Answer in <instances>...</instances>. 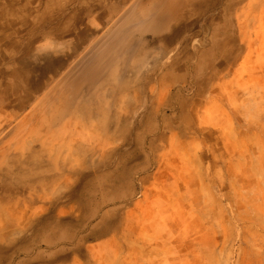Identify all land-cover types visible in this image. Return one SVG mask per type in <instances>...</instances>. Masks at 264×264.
Here are the masks:
<instances>
[{
  "label": "rangeland",
  "instance_id": "rangeland-1",
  "mask_svg": "<svg viewBox=\"0 0 264 264\" xmlns=\"http://www.w3.org/2000/svg\"><path fill=\"white\" fill-rule=\"evenodd\" d=\"M81 1L51 25L73 37L29 6L0 24V163L57 176L0 204V264H264V0H207L176 37L150 0L78 24Z\"/></svg>",
  "mask_w": 264,
  "mask_h": 264
},
{
  "label": "bare ground",
  "instance_id": "bare-ground-1",
  "mask_svg": "<svg viewBox=\"0 0 264 264\" xmlns=\"http://www.w3.org/2000/svg\"><path fill=\"white\" fill-rule=\"evenodd\" d=\"M206 1L207 0H150V13L147 14L148 29L159 33L171 29V37L179 36L182 31L184 32L188 29L192 16L205 5ZM35 2L36 8H38V28L43 29L45 26L49 28V26L54 24V19L58 11L56 5H59L61 0H35ZM103 3L93 0H82L80 7L82 6L85 8H82L81 13L77 15V23L80 24L84 20L83 15L87 16L93 11L95 14H99V16L102 15L103 21H110L117 12L118 6L115 3L110 4L109 1H103ZM74 14L75 13H72L71 16L74 17ZM11 21L14 22L13 20ZM49 31L55 38L73 37L77 34L75 32H70V34L65 36L62 34L61 29L52 26ZM29 34H32V32L30 31ZM33 59H35V57H32L31 60ZM25 60L26 59H23V61ZM35 67L36 66H34V68ZM29 73L30 72H26L25 76H22V79H25L28 75L29 77H34L33 81L36 82L39 74ZM48 82H51V79H48ZM45 86L46 85L40 83H37V85L35 84V93H41ZM22 91L25 92V90ZM45 157L46 156L42 153H31V156L28 158H16L7 164H4L5 159L1 161L0 164H4V167L0 169V204L5 203L4 199L6 197L24 193L26 190H30L31 193L37 194L43 182L51 184L56 182L57 176L53 172H49L52 167L49 161L51 156L47 159Z\"/></svg>",
  "mask_w": 264,
  "mask_h": 264
},
{
  "label": "crops",
  "instance_id": "crops-1",
  "mask_svg": "<svg viewBox=\"0 0 264 264\" xmlns=\"http://www.w3.org/2000/svg\"><path fill=\"white\" fill-rule=\"evenodd\" d=\"M28 6L31 7V12L37 13L38 8H36L35 0H0V24H2L5 19H8L9 23L14 25L19 21V17L17 15H24L26 12H29L26 11ZM56 6H58V4ZM68 6L69 5H66V7Z\"/></svg>",
  "mask_w": 264,
  "mask_h": 264
}]
</instances>
